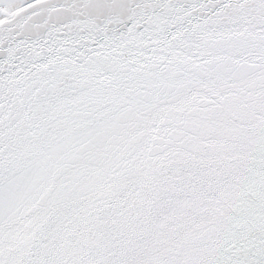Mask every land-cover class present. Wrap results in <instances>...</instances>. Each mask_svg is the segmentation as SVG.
Masks as SVG:
<instances>
[{
    "label": "water",
    "instance_id": "water-1",
    "mask_svg": "<svg viewBox=\"0 0 264 264\" xmlns=\"http://www.w3.org/2000/svg\"><path fill=\"white\" fill-rule=\"evenodd\" d=\"M0 264H264V0L5 13Z\"/></svg>",
    "mask_w": 264,
    "mask_h": 264
},
{
    "label": "rangeland",
    "instance_id": "rangeland-1",
    "mask_svg": "<svg viewBox=\"0 0 264 264\" xmlns=\"http://www.w3.org/2000/svg\"><path fill=\"white\" fill-rule=\"evenodd\" d=\"M28 0H0V19L5 13H10Z\"/></svg>",
    "mask_w": 264,
    "mask_h": 264
}]
</instances>
